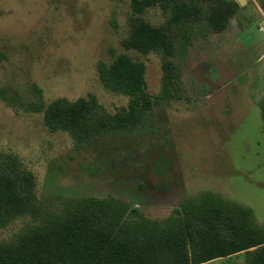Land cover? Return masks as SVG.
<instances>
[{
    "label": "rangeland",
    "instance_id": "1",
    "mask_svg": "<svg viewBox=\"0 0 264 264\" xmlns=\"http://www.w3.org/2000/svg\"><path fill=\"white\" fill-rule=\"evenodd\" d=\"M239 4L225 31L196 40L179 55L186 97L155 105L135 130L77 149L69 134L48 130L42 113L0 97V150L21 157L36 175L39 198L54 205L82 195L115 196L133 199L149 217L165 218L185 198L213 191L252 208L264 226V0ZM131 13V0H0V49L6 54L0 90L12 87L34 97L38 85L47 102L93 93L117 112L129 98L103 86L97 65L127 52L145 62L148 90L160 94L162 54L122 44ZM146 17L154 24L166 20L161 8ZM30 221L20 218L1 229L0 240Z\"/></svg>",
    "mask_w": 264,
    "mask_h": 264
},
{
    "label": "trees",
    "instance_id": "2",
    "mask_svg": "<svg viewBox=\"0 0 264 264\" xmlns=\"http://www.w3.org/2000/svg\"><path fill=\"white\" fill-rule=\"evenodd\" d=\"M127 50L163 57L162 92L148 90L147 65L125 52L100 61L103 86L129 98L127 106L109 111L96 94L76 100L47 102L35 85V96L2 88L10 106L42 113L52 133L65 132L75 147L100 136L139 127L162 101L186 97L177 59L196 40L225 31L240 9L237 0H131ZM151 8H161L166 20L149 21ZM6 54L0 49V60ZM264 130V98L259 103ZM37 178L21 157L0 150V230L20 218L31 221L9 239L0 240L4 264H206L243 255L244 264H264V226L252 208L204 191L185 198L165 218L147 216L133 199L115 196L69 197L59 205L42 201ZM141 184L140 187H143Z\"/></svg>",
    "mask_w": 264,
    "mask_h": 264
},
{
    "label": "water",
    "instance_id": "3",
    "mask_svg": "<svg viewBox=\"0 0 264 264\" xmlns=\"http://www.w3.org/2000/svg\"><path fill=\"white\" fill-rule=\"evenodd\" d=\"M241 4L244 3L245 0H238ZM0 264H4V263H0Z\"/></svg>",
    "mask_w": 264,
    "mask_h": 264
},
{
    "label": "built area",
    "instance_id": "4",
    "mask_svg": "<svg viewBox=\"0 0 264 264\" xmlns=\"http://www.w3.org/2000/svg\"><path fill=\"white\" fill-rule=\"evenodd\" d=\"M261 29H262V30H264V26H263V27H261Z\"/></svg>",
    "mask_w": 264,
    "mask_h": 264
}]
</instances>
